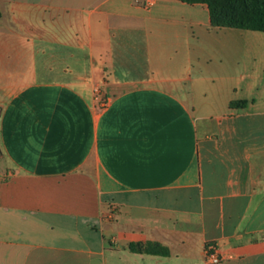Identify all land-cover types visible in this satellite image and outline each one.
I'll list each match as a JSON object with an SVG mask.
<instances>
[{"label":"crops","instance_id":"1","mask_svg":"<svg viewBox=\"0 0 264 264\" xmlns=\"http://www.w3.org/2000/svg\"><path fill=\"white\" fill-rule=\"evenodd\" d=\"M0 11V264H264V32L181 0Z\"/></svg>","mask_w":264,"mask_h":264},{"label":"trees","instance_id":"2","mask_svg":"<svg viewBox=\"0 0 264 264\" xmlns=\"http://www.w3.org/2000/svg\"><path fill=\"white\" fill-rule=\"evenodd\" d=\"M189 4H206L211 22L217 28H236L264 32V0H181ZM0 11V17H1ZM247 100L232 102L231 106L246 107ZM131 251L167 256L169 253L159 244H132Z\"/></svg>","mask_w":264,"mask_h":264},{"label":"rangeland","instance_id":"3","mask_svg":"<svg viewBox=\"0 0 264 264\" xmlns=\"http://www.w3.org/2000/svg\"><path fill=\"white\" fill-rule=\"evenodd\" d=\"M87 67V58L81 56L80 71L74 72V77L77 79V83L81 90L86 92L92 90L97 105L105 107L109 102L110 96L105 89V85L97 83L98 79L102 77V73L96 71L95 69L87 70ZM93 83H96V86L90 88L89 85Z\"/></svg>","mask_w":264,"mask_h":264},{"label":"built area","instance_id":"4","mask_svg":"<svg viewBox=\"0 0 264 264\" xmlns=\"http://www.w3.org/2000/svg\"><path fill=\"white\" fill-rule=\"evenodd\" d=\"M154 0H147V4L151 5ZM206 264H220L224 257L216 244L210 243L206 246Z\"/></svg>","mask_w":264,"mask_h":264}]
</instances>
